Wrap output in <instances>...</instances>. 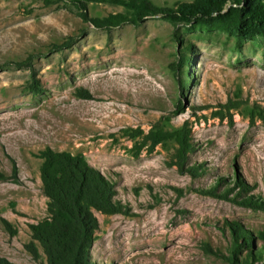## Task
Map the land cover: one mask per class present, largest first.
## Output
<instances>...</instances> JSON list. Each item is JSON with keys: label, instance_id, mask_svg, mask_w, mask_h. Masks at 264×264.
<instances>
[{"label": "rangeland", "instance_id": "rangeland-1", "mask_svg": "<svg viewBox=\"0 0 264 264\" xmlns=\"http://www.w3.org/2000/svg\"><path fill=\"white\" fill-rule=\"evenodd\" d=\"M85 1L91 16L127 12ZM77 12L70 1L0 0V258L47 264L31 230L48 217L47 148L84 154L128 211L95 212L90 264H232L233 229L261 252L264 207L251 202L264 203V125L251 114L264 107V36L240 40L220 23L175 26L161 16L106 30ZM30 56L39 90L31 69L16 65ZM186 123L195 150L184 171L174 141L134 156L125 132Z\"/></svg>", "mask_w": 264, "mask_h": 264}, {"label": "trees", "instance_id": "trees-1", "mask_svg": "<svg viewBox=\"0 0 264 264\" xmlns=\"http://www.w3.org/2000/svg\"><path fill=\"white\" fill-rule=\"evenodd\" d=\"M64 1H70L76 6L84 22L99 29L112 30L126 24L140 26L147 17L161 16L175 26L197 22L210 27L220 23L240 40L264 36V0H191L174 5H161L151 0H107L124 6L127 12L111 13L104 17L91 16L85 0H44L46 5ZM73 40L74 37H70L58 48L70 46ZM32 61L30 56L23 64L16 65L31 69L32 88L39 90L41 81ZM185 64L187 61L183 57L173 67L179 69ZM80 92V96L90 97L84 89ZM179 108L184 109L182 102ZM251 115L253 122L258 118L264 125V107H254ZM125 132L134 141L131 149L134 156H139L144 148L153 152L160 144L174 141L175 164L181 171L186 167L190 152L195 150L188 123L177 129L157 124L148 132L141 128H129ZM42 157L41 178L44 194L49 199L48 217L31 224L33 238L40 242L47 256V264H90V252L100 228L95 212L106 215L128 214L125 205L116 199V184L82 153L47 148L42 152ZM194 170L197 169L192 168ZM237 185H229L227 188L235 190ZM251 203L264 207V203ZM233 231L235 239L230 255L231 263L238 264V254L243 252L246 245L250 251L239 264H264V248L261 252L253 250L252 236L242 235L237 229ZM259 236L264 240V231ZM0 264L13 263L0 258Z\"/></svg>", "mask_w": 264, "mask_h": 264}]
</instances>
